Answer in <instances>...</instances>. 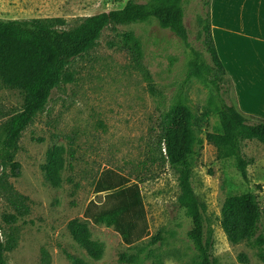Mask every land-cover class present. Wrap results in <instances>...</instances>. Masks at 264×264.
Returning a JSON list of instances; mask_svg holds the SVG:
<instances>
[{"label": "rangeland", "instance_id": "rangeland-1", "mask_svg": "<svg viewBox=\"0 0 264 264\" xmlns=\"http://www.w3.org/2000/svg\"><path fill=\"white\" fill-rule=\"evenodd\" d=\"M128 1L29 0L28 6L40 11L31 19L61 18V28L70 29L85 17L121 9ZM205 2L226 68L228 103L245 115L264 119L259 84L264 82V76L260 79L264 54L247 33L250 14L264 17V0H183L189 43L208 60L202 41ZM127 32L140 41L138 64L121 42ZM253 34L259 35L257 28ZM190 56L174 33L149 19L110 25L87 54L71 62L73 81L53 90L45 109L22 131L16 150L0 160V237L8 264H70L71 257L86 264H200L187 237L190 221L177 204L178 171L163 161L157 147L160 117L181 89L191 128L196 131L195 117L207 112L202 131L221 132L216 92L203 80L182 82ZM240 84L244 96L239 101ZM254 97L258 105L250 102ZM22 108L23 94L0 83V143L3 124ZM204 132L196 134L189 160L191 184L203 205L205 236H211L212 258L215 264H264V244L259 248L253 242L230 243L219 221L227 197L252 193L261 210L259 233L264 239V145L242 141L241 153L248 162L244 182L232 157L218 159L213 146L199 143ZM53 146L65 149L58 188L45 181L41 170ZM106 170L137 183L141 191L147 236L131 246L123 244L111 227L94 225L82 216L90 201H103L104 194H96L94 185ZM75 218L86 220L91 239L101 245L99 260L91 259L69 235L67 223ZM157 234L164 240L149 245ZM123 253L137 255L136 263L120 262Z\"/></svg>", "mask_w": 264, "mask_h": 264}, {"label": "trees", "instance_id": "trees-1", "mask_svg": "<svg viewBox=\"0 0 264 264\" xmlns=\"http://www.w3.org/2000/svg\"><path fill=\"white\" fill-rule=\"evenodd\" d=\"M182 3L183 0H149L146 3L129 0L121 9L85 17L70 29L61 28L64 25L61 18L0 20V83L23 94L22 110L3 124L0 160L16 150L22 131L45 109L53 90L62 83L73 81L68 66L96 45L105 28L156 19L161 28L170 30L180 39L191 55L182 82L186 84L192 79L203 80L216 92L220 133L202 131L203 124L209 118L207 112L195 117L193 124L196 131L191 128V116L185 106L184 92L181 89L175 95L170 108L160 117L157 141L158 152L163 161L178 171L177 204L191 224L187 237L198 253L200 264H215L211 255V236H205L203 205L191 184L192 166L189 158L196 134L204 132V140H199V143L202 145L205 141L213 146L218 159L232 157L236 171L246 182L248 162L241 153V143L245 140H256L264 145V119L245 115L228 103V89L224 84L227 73L211 33L209 4H204L206 11L203 12L202 27L207 60L189 43ZM121 42L138 64L141 59L140 41L127 32L123 34ZM64 154L63 146H53L46 152L45 163L41 166L45 181L54 188L60 187L62 183ZM94 192L104 194L103 201H90L82 215L84 219L94 225L103 223L111 227L126 246H131L147 236L146 212L137 183H130L125 177L106 170L96 181ZM260 218L261 210L256 196L245 193L225 199L219 221L230 243L253 242L261 248L264 239L259 233ZM86 220H70L66 226L67 231L91 259L99 260L102 248L91 239ZM163 240L157 234L151 237L148 244L156 245ZM137 258L135 254L123 253L119 256V261L136 263ZM70 260V264H86L75 257ZM240 260L246 261L243 256H240ZM0 264H8L1 237Z\"/></svg>", "mask_w": 264, "mask_h": 264}, {"label": "crops", "instance_id": "crops-1", "mask_svg": "<svg viewBox=\"0 0 264 264\" xmlns=\"http://www.w3.org/2000/svg\"><path fill=\"white\" fill-rule=\"evenodd\" d=\"M29 0H0V20L1 21H21V20H28L31 19L30 16L32 14H34L35 12H40L38 11V9H30V6H28ZM44 12V11H43ZM253 12V11H252ZM36 13V14H38ZM251 20V21H250ZM249 26L247 28V33L249 35V37H251L252 39H254L255 41H257L256 46H260L262 49V54H264V30L261 29V25L264 23V17L257 15V12H254L252 14L249 15ZM257 28V32L259 33V35H255L253 34V29ZM213 36V34H212ZM214 40V37H213ZM215 43V40H214ZM215 46L217 48V45L215 43ZM259 48V47H258ZM218 50V48H217ZM259 52V51H258ZM219 53V51H218ZM220 56V54H219ZM220 59L224 65V62L220 56ZM225 68V65H224ZM226 70V68H225ZM264 76V74L261 72L260 75V79ZM246 84V83H245ZM247 86H254L252 84H250L249 82H247ZM260 85H262V92H263V96H264V82L263 83H259ZM241 84L238 85V91H237V95H238V100H242V95L244 96V92L241 91ZM258 88V87H257ZM256 88V89H257ZM255 88L253 89V92L256 94V97L258 99V97L260 96V94L258 93V91ZM260 92V91H259ZM254 94V96H255ZM256 97H254V100H251L250 102L254 101L253 105H258L257 101H256ZM248 99H251L250 96L248 95ZM264 107V106H263ZM264 111V110H263Z\"/></svg>", "mask_w": 264, "mask_h": 264}]
</instances>
